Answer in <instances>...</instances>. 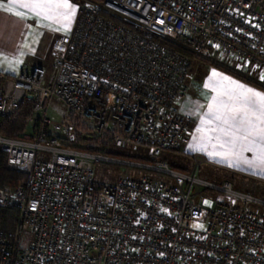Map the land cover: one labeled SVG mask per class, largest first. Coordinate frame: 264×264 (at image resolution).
<instances>
[{
  "label": "built area",
  "instance_id": "built-area-1",
  "mask_svg": "<svg viewBox=\"0 0 264 264\" xmlns=\"http://www.w3.org/2000/svg\"><path fill=\"white\" fill-rule=\"evenodd\" d=\"M53 48L52 74L5 77L0 114L56 99L112 150L74 144L75 126L47 117L19 137L0 132L7 165L25 175L0 188V206L19 212L14 239L0 230V264H264V198L201 176L207 159L183 148L180 112L194 57L264 72V0L88 1ZM100 164L131 173L99 179Z\"/></svg>",
  "mask_w": 264,
  "mask_h": 264
},
{
  "label": "crops",
  "instance_id": "crops-1",
  "mask_svg": "<svg viewBox=\"0 0 264 264\" xmlns=\"http://www.w3.org/2000/svg\"><path fill=\"white\" fill-rule=\"evenodd\" d=\"M70 2L77 7V11L70 30L67 32L64 30L54 31L55 24L51 27L43 26V23L33 18L27 10L14 8L9 12L0 7V92L4 88L5 77L18 75L24 66L39 65L45 68L49 74L54 72L56 52L53 44L62 36L72 33L80 17L81 4L75 0H70ZM6 3L7 0L0 1V4ZM16 11H24L25 17H17ZM22 53L23 55H21ZM17 60L20 62L17 63ZM225 62L227 63L221 64L233 71L199 59L192 62L191 77L188 81L189 93L180 104V112L190 119L191 127L190 134L183 142V148L187 153L201 154L207 159L201 168V172L205 176L211 177L213 182L231 180L237 190H244L264 198V170L232 160L209 156L207 151L198 150L194 146L197 143L195 137L198 135L195 129L199 126L201 115L207 110L208 98L214 95L211 87L205 88L204 86L209 82L212 71L264 93V80L261 79L264 72L262 70L252 64H241L237 60H225ZM208 151H211L210 147ZM244 155L249 159L253 158L251 152H245ZM175 165L183 167L180 168L182 170H188L192 162L184 156H179Z\"/></svg>",
  "mask_w": 264,
  "mask_h": 264
},
{
  "label": "snow or ice",
  "instance_id": "snow-or-ice-1",
  "mask_svg": "<svg viewBox=\"0 0 264 264\" xmlns=\"http://www.w3.org/2000/svg\"><path fill=\"white\" fill-rule=\"evenodd\" d=\"M0 7L9 12L14 8L27 10L43 26L55 24L54 31L65 32L70 30L77 11L70 0H7ZM15 15L24 18L25 12L16 11ZM204 86L211 87L214 95L208 98L207 110L195 129L198 135L194 146L209 156L264 170V93L216 71H212ZM245 152L253 153V158H247Z\"/></svg>",
  "mask_w": 264,
  "mask_h": 264
},
{
  "label": "rangeland",
  "instance_id": "rangeland-1",
  "mask_svg": "<svg viewBox=\"0 0 264 264\" xmlns=\"http://www.w3.org/2000/svg\"><path fill=\"white\" fill-rule=\"evenodd\" d=\"M75 1L81 4V11H80V14H81L83 6L86 2L88 1L100 2L101 0H75ZM195 59H199L204 62L210 63L212 65H216V66H219L225 69H229L221 64V63L223 64L227 63L225 62V56L223 55L216 54L215 56H212L210 58L194 57L193 61ZM231 61H234V60H231ZM237 61L242 64L241 61L239 60ZM229 70L233 71L231 69ZM43 117H47L51 121L52 125L60 124V123H72L76 129V137L73 140L74 144L76 145H79L83 148L91 146L95 150H112V145H111L112 141L110 138V134L98 135L97 133L94 132L92 125L89 122L77 118L74 114H72L71 112L67 110L66 106L62 102L56 99H52L49 102L46 110H39L37 109V107H35V114L33 115V119L32 120L30 119L31 121L29 120L30 122H28V125L24 133H30L32 130H34V128H36L37 126V123ZM125 149H127L131 153L140 152V150L133 151L128 148H119L117 151H119V153L127 154V151ZM178 157L179 156L171 155L169 156V159L173 164H176ZM184 157L190 159V156H184ZM180 168H183V167H180ZM129 173H131L129 170H126L124 167L119 166V165L100 164L97 168L96 175L99 179H103L106 181H114L118 179L120 176L124 174H129ZM201 175L205 179H209L210 181H213L211 177L205 176L203 172H201ZM240 191L245 192L244 190H240ZM23 240L26 243V237H24Z\"/></svg>",
  "mask_w": 264,
  "mask_h": 264
},
{
  "label": "trees",
  "instance_id": "trees-1",
  "mask_svg": "<svg viewBox=\"0 0 264 264\" xmlns=\"http://www.w3.org/2000/svg\"><path fill=\"white\" fill-rule=\"evenodd\" d=\"M35 107L36 104L34 102L24 101L15 114H0V132H4L12 137H19L26 130L29 120L35 113ZM85 149L95 150L91 146L85 147ZM173 166L180 169L175 164ZM24 178L25 175L23 173L16 172L7 165V155L0 148V188H14ZM18 217L19 212L17 209L0 206V230L7 233L11 239H14L18 230Z\"/></svg>",
  "mask_w": 264,
  "mask_h": 264
}]
</instances>
